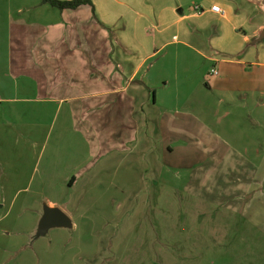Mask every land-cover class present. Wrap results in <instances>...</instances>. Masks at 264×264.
I'll list each match as a JSON object with an SVG mask.
<instances>
[{"label": "crops", "instance_id": "1", "mask_svg": "<svg viewBox=\"0 0 264 264\" xmlns=\"http://www.w3.org/2000/svg\"><path fill=\"white\" fill-rule=\"evenodd\" d=\"M92 2L0 0V264H35L43 249L48 264L57 246L67 256L76 240L80 252L83 239L99 248L119 235L108 234L106 202L133 205L117 191L147 175L168 183L162 156L180 159L183 189L263 222L264 0ZM190 60L214 97L194 112ZM46 206L72 226L37 237ZM25 250L35 258L18 262Z\"/></svg>", "mask_w": 264, "mask_h": 264}, {"label": "rangeland", "instance_id": "2", "mask_svg": "<svg viewBox=\"0 0 264 264\" xmlns=\"http://www.w3.org/2000/svg\"><path fill=\"white\" fill-rule=\"evenodd\" d=\"M190 65L182 63V71L191 72L184 86L193 89L192 94L187 95L191 102L184 105L194 112L197 101L212 103L214 97L203 94L205 80L200 68L194 66L193 60ZM225 122L230 123L231 118ZM228 130L229 127L224 126L222 133L227 134ZM179 160L177 156H162L158 162L163 172L164 166L170 167L165 174L169 177L168 183H164L163 175L144 178L143 171L139 189L129 194L117 191L118 199H135L133 205L117 210L106 202L108 234L114 228L119 235L104 239L99 248L97 239H83L86 244L80 252L76 240L67 256L65 250L57 246L48 264H264V221L259 223L247 210L235 213L220 199L204 200L199 196L202 190L183 189L182 169L171 166ZM214 192L219 196V191ZM5 222L0 223V228ZM8 240L5 235L0 237V261L6 258L1 244ZM15 240L20 241V238ZM27 248L34 250L31 246ZM28 250L19 253L18 262L35 258L36 252H26ZM81 252L83 257L90 256L93 260L79 257ZM47 253L44 249L39 255L36 253L35 264ZM28 264L34 263L29 260Z\"/></svg>", "mask_w": 264, "mask_h": 264}, {"label": "water", "instance_id": "3", "mask_svg": "<svg viewBox=\"0 0 264 264\" xmlns=\"http://www.w3.org/2000/svg\"><path fill=\"white\" fill-rule=\"evenodd\" d=\"M71 226V218L61 208L46 206L36 236L40 237L42 235H45L51 228L54 227Z\"/></svg>", "mask_w": 264, "mask_h": 264}, {"label": "trees", "instance_id": "4", "mask_svg": "<svg viewBox=\"0 0 264 264\" xmlns=\"http://www.w3.org/2000/svg\"><path fill=\"white\" fill-rule=\"evenodd\" d=\"M44 3L50 4L53 7L63 9H75L83 4H91L94 7L92 0H42ZM95 11V9H94Z\"/></svg>", "mask_w": 264, "mask_h": 264}, {"label": "built area", "instance_id": "5", "mask_svg": "<svg viewBox=\"0 0 264 264\" xmlns=\"http://www.w3.org/2000/svg\"><path fill=\"white\" fill-rule=\"evenodd\" d=\"M194 9L198 13L204 12V7L201 6V5H195ZM211 10L214 11V12H216V13H219V14H224L225 13L224 9L220 5H218V4L213 5L212 8H211ZM211 72L214 75H218V73H219V71L216 68H213L211 70Z\"/></svg>", "mask_w": 264, "mask_h": 264}]
</instances>
